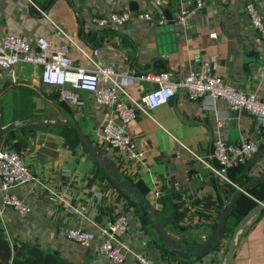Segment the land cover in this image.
I'll return each mask as SVG.
<instances>
[{
	"label": "crops",
	"instance_id": "0c3cea01",
	"mask_svg": "<svg viewBox=\"0 0 264 264\" xmlns=\"http://www.w3.org/2000/svg\"><path fill=\"white\" fill-rule=\"evenodd\" d=\"M247 1L264 18V0H203L185 28L141 21L99 28L91 18L129 10L130 2L138 5L135 11L155 16L162 14L164 5L174 16L193 8L194 0H0V36L71 40V63L84 68L92 65L81 50L98 49L99 64L111 67L125 92L137 100L157 87L141 75L169 71L177 80L203 61L212 63L216 75L264 100L263 45L244 11ZM212 32L216 39L210 37ZM14 71L15 82L0 80L1 123L29 122L9 130L3 146L19 152L36 181L1 190L0 179V231L12 244L37 245L70 264H131V254L121 263L110 262L97 252L96 243L84 248L66 236L70 228L94 232L122 212L128 225L121 240L154 264H225L229 252L228 264H264V207L248 217L251 208L264 199V184H253L239 198L236 204L244 215L233 218L217 247L189 262L157 246L143 206L117 189L80 140L73 144L65 137V128L70 127L57 122L77 124L101 156L148 200L168 236L183 246H197L215 230L234 188L213 176L198 158L209 159L216 138L231 143L251 139L259 150L264 148V127L251 114L231 110L222 100L215 102L214 110H207L179 90L150 116L139 112L123 126L137 148L145 150L136 161L109 147L101 136L102 123L117 120L110 106L98 104L82 90L79 104L69 105L58 99L55 88L40 83L39 67L19 63ZM219 113L226 117L218 119ZM245 163L229 171L233 183L264 174V153L250 169ZM4 191L21 198L30 212L21 216L15 208L3 205Z\"/></svg>",
	"mask_w": 264,
	"mask_h": 264
},
{
	"label": "built area",
	"instance_id": "2783aa9c",
	"mask_svg": "<svg viewBox=\"0 0 264 264\" xmlns=\"http://www.w3.org/2000/svg\"><path fill=\"white\" fill-rule=\"evenodd\" d=\"M202 3L203 0H194L193 8L182 9L172 17V24L181 28L187 27L192 16L202 7ZM244 11L251 27L256 31V40L263 45L260 63L264 70V18L252 1L245 3ZM134 21L160 26L169 22L162 14L155 16L149 12L129 10H116L102 17L91 18V22L99 28H119ZM210 37L216 39L217 34L212 32ZM68 42L73 44L71 40ZM69 43L52 42L43 37L28 40L10 33L1 35L0 80L9 78L15 82L14 67L19 63H27L40 68V83L55 88L61 102L78 105V92H89L98 104L110 106L117 118L116 121L106 119L102 123L101 136L105 143L136 161L141 160L145 150L137 148L123 126L132 121L139 112L150 116L153 109L165 104L179 90H183L189 100L198 102L207 110H214L215 102L222 100L231 110L251 114L255 121L264 127V100L254 92L242 90L216 75L210 61L201 62L197 68L189 70L177 80L172 79V73L169 71L156 75H141L140 78L153 81L157 87L148 90L137 100L125 92L116 79L117 73L111 67L99 64L98 49L92 50L91 53L81 50L85 59L92 65L91 68L73 65L68 56ZM118 91L126 99H121ZM225 117L224 114H218L220 120ZM258 151L259 145L251 139L240 138L231 143L216 138L209 159L197 158L213 176L237 189L239 186L230 180L229 171L244 164ZM0 177L3 183L1 190L36 181L19 152L5 146L0 148ZM1 202L15 208L21 216L30 212V207L15 194L4 191ZM82 210L83 208L79 211ZM127 225V215L119 212L109 224L94 232L70 228L66 231V236L84 248L96 243L97 252L110 262L121 263L131 254V264H154L147 255L130 251L121 240Z\"/></svg>",
	"mask_w": 264,
	"mask_h": 264
},
{
	"label": "water",
	"instance_id": "95a60500",
	"mask_svg": "<svg viewBox=\"0 0 264 264\" xmlns=\"http://www.w3.org/2000/svg\"><path fill=\"white\" fill-rule=\"evenodd\" d=\"M129 10L135 11L138 9V5L135 2H130L129 4ZM163 8L162 15L169 21L168 24H172L171 19L172 15L170 12L166 9L164 5H161ZM29 122V120L25 121H18V122H12L6 126H2L1 118H0V148L3 146L5 134L18 126L25 125ZM59 124H63L65 126H68L72 128L82 145V147L90 154L91 158L93 159L94 163L97 165V167L104 173V175L110 180V182L117 188L120 189L122 192L127 193L131 197H133L135 200H137L145 209L146 211V218L147 223L152 227L153 233L156 238V244L157 246L166 254L170 256H177L179 258L185 259L187 261L197 260L204 255H206L210 250L217 247V245L221 242L226 229V221L229 212L234 207L236 202L239 200V198L247 194L249 188L253 184H264V174L255 175L252 176L249 180H247L242 186H239V188L233 190L230 194V197L227 201V203L222 208L218 221L217 226L213 233L207 237L203 244L197 245V246H183L179 244L178 242H175L164 230L159 218L155 215L153 208L151 207L148 200L142 196V194L135 189L131 184H129L122 175L117 171L116 167L112 162L108 160L107 157L101 156L100 152L96 150V148L93 146L92 142L86 137V135L80 130L77 124L69 121H60L57 120ZM264 153V148L260 149L254 156H252L249 160L246 161L245 167L247 169H250L257 160L260 158V156ZM105 168L108 169V171L105 170ZM2 180V178L0 177ZM264 207V199L260 200L258 205H256L249 213L248 217L251 216L253 212H257ZM17 247L16 244L12 245V248L15 250ZM230 252L228 254V258L225 262V264H228L229 258H230Z\"/></svg>",
	"mask_w": 264,
	"mask_h": 264
},
{
	"label": "trees",
	"instance_id": "16d2710c",
	"mask_svg": "<svg viewBox=\"0 0 264 264\" xmlns=\"http://www.w3.org/2000/svg\"><path fill=\"white\" fill-rule=\"evenodd\" d=\"M65 131L66 133H64V135L69 141H71L73 144H77L79 142V138L74 130L71 128H65ZM69 132H72L71 137L68 136ZM6 140L7 137L4 139V143H6ZM247 180L248 177L236 185L242 186ZM232 190L235 189L232 188ZM137 204L139 205L138 202ZM242 215H244L242 208L238 204H235L228 214L225 230L229 228L233 218L240 219ZM12 245L14 244H12L6 238L4 233L0 231V264H70L63 260L58 254L46 251L37 245L20 242L18 245L16 244L17 247L15 250L12 248Z\"/></svg>",
	"mask_w": 264,
	"mask_h": 264
}]
</instances>
